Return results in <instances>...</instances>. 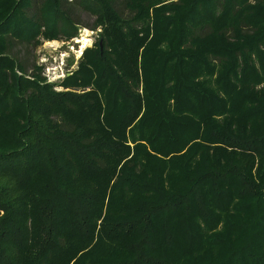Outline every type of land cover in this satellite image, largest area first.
I'll list each match as a JSON object with an SVG mask.
<instances>
[{"label": "trees", "instance_id": "trees-1", "mask_svg": "<svg viewBox=\"0 0 264 264\" xmlns=\"http://www.w3.org/2000/svg\"><path fill=\"white\" fill-rule=\"evenodd\" d=\"M0 264H264V0H0Z\"/></svg>", "mask_w": 264, "mask_h": 264}, {"label": "rangeland", "instance_id": "rangeland-1", "mask_svg": "<svg viewBox=\"0 0 264 264\" xmlns=\"http://www.w3.org/2000/svg\"><path fill=\"white\" fill-rule=\"evenodd\" d=\"M119 11L124 17L129 16L128 11L123 7H118ZM94 21V16L87 12L81 13V22L86 27H80L78 35L67 41L63 40H45L42 41L34 50L30 51L27 56L26 69L29 70L32 67V63L37 60V65L41 64L40 68L41 76L45 77V81L51 82L55 87L53 89L63 90L58 85L67 75L71 74L73 70L77 68L78 61L82 56L83 51L87 47L93 46V43L97 42L99 38V30L90 29ZM83 37L88 40V44L82 46ZM101 42V41H100ZM99 42V44H100ZM21 58L24 56L20 54Z\"/></svg>", "mask_w": 264, "mask_h": 264}, {"label": "bare ground", "instance_id": "bare-ground-1", "mask_svg": "<svg viewBox=\"0 0 264 264\" xmlns=\"http://www.w3.org/2000/svg\"><path fill=\"white\" fill-rule=\"evenodd\" d=\"M80 42L82 41V46L81 47H84V46H86L87 44H88V40L85 38V37H83L81 40H79Z\"/></svg>", "mask_w": 264, "mask_h": 264}, {"label": "water", "instance_id": "water-1", "mask_svg": "<svg viewBox=\"0 0 264 264\" xmlns=\"http://www.w3.org/2000/svg\"><path fill=\"white\" fill-rule=\"evenodd\" d=\"M100 45H101V42H100Z\"/></svg>", "mask_w": 264, "mask_h": 264}]
</instances>
